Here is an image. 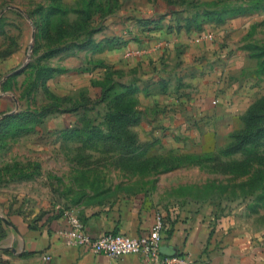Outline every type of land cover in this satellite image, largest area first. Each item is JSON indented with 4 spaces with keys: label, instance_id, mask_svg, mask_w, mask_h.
<instances>
[{
    "label": "rangeland",
    "instance_id": "obj_1",
    "mask_svg": "<svg viewBox=\"0 0 264 264\" xmlns=\"http://www.w3.org/2000/svg\"><path fill=\"white\" fill-rule=\"evenodd\" d=\"M178 41L159 51L196 62L205 56L193 48H212L219 77L230 69L215 95L227 84L237 104L256 95L221 147L145 127L160 80L152 50ZM125 109L132 116L114 120ZM251 112L264 123V0H0V246L16 205L74 208L103 195L206 205L263 234L264 147L228 152Z\"/></svg>",
    "mask_w": 264,
    "mask_h": 264
},
{
    "label": "crops",
    "instance_id": "obj_2",
    "mask_svg": "<svg viewBox=\"0 0 264 264\" xmlns=\"http://www.w3.org/2000/svg\"><path fill=\"white\" fill-rule=\"evenodd\" d=\"M179 43L184 44V41H178L177 45L165 43L152 50L155 51L154 66H157L156 75L160 80L151 87L157 88L152 91L153 95L146 98L153 119L145 127L156 129L155 135L187 134L189 142L198 143L201 151L221 147L226 136L234 130V120L255 101L256 95L250 94L247 98V93L242 92L245 98L241 97L237 104L232 96L237 92L233 88L235 84L231 85L232 88L227 84L223 94L215 95L218 88L224 87L230 69L220 78L224 67L212 56L215 54L212 48H193L197 56H205L202 65L201 61L195 62L188 57V50L184 57L175 60L176 63L172 61L176 53L159 51L167 46L178 49ZM110 54L107 62L115 65V69L119 68L115 63L117 55ZM162 54L166 56L161 58ZM126 68L129 67L126 65ZM160 68L166 70L159 71ZM137 70L140 69L134 71ZM134 74L142 77L141 72ZM178 82L182 85L179 90L176 87ZM212 99L217 101L216 105L211 104ZM68 213L76 216L93 237L108 233L143 236L151 232L161 216L165 223L161 246L164 256H191L193 264H264V233L243 229L231 217L216 221L212 207L187 204L163 209L149 206L139 198L110 195L74 208L60 203L51 206L45 202L14 206L9 215V235L0 246V264H146L135 255L113 260L105 254L66 246L56 231L67 225Z\"/></svg>",
    "mask_w": 264,
    "mask_h": 264
},
{
    "label": "built area",
    "instance_id": "obj_3",
    "mask_svg": "<svg viewBox=\"0 0 264 264\" xmlns=\"http://www.w3.org/2000/svg\"><path fill=\"white\" fill-rule=\"evenodd\" d=\"M208 38L212 39L213 36L208 35ZM67 217V225L57 230L56 234L68 247L83 249L94 254H105L113 260L135 255L141 257L146 264L194 263L191 256H164L162 254V235L165 231V223L161 216H158L150 233L139 237L112 233L93 237L76 216L68 213Z\"/></svg>",
    "mask_w": 264,
    "mask_h": 264
},
{
    "label": "trees",
    "instance_id": "obj_4",
    "mask_svg": "<svg viewBox=\"0 0 264 264\" xmlns=\"http://www.w3.org/2000/svg\"><path fill=\"white\" fill-rule=\"evenodd\" d=\"M247 10H243L241 12H245ZM114 88H112L113 90ZM132 110L125 109L121 114H114L115 117L119 114L121 120H127L130 116H132ZM261 115L251 112L245 118L246 127L245 130L234 137V143H232L228 147V152L230 154H239L246 152L248 149H258L264 147V123L259 124ZM13 119V118H12ZM138 119V118H137ZM11 120V119H10ZM9 121V120H8ZM222 216L216 214V221L221 220ZM0 238L3 237L0 235ZM183 256V255H180Z\"/></svg>",
    "mask_w": 264,
    "mask_h": 264
}]
</instances>
